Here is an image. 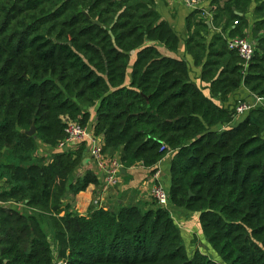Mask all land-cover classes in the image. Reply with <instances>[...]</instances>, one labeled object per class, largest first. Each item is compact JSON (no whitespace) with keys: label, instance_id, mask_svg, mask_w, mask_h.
Masks as SVG:
<instances>
[{"label":"trees","instance_id":"1","mask_svg":"<svg viewBox=\"0 0 264 264\" xmlns=\"http://www.w3.org/2000/svg\"><path fill=\"white\" fill-rule=\"evenodd\" d=\"M253 3L255 52L244 68L227 41L248 37ZM186 26L187 54L210 97L183 59L161 53L175 52L179 39L153 0H0V200L36 212L0 207V264H217L198 251L189 257L155 202L91 206L84 215L61 205L67 192L98 185L88 169L69 183L86 144L55 149L65 139L62 119L86 127L92 108L94 134L104 152L121 149L124 169L140 164L153 175L173 154L169 203L199 213L223 264H264V108L236 119L224 106L241 87L264 100V0H211ZM38 142L54 153L36 157Z\"/></svg>","mask_w":264,"mask_h":264},{"label":"crops","instance_id":"2","mask_svg":"<svg viewBox=\"0 0 264 264\" xmlns=\"http://www.w3.org/2000/svg\"><path fill=\"white\" fill-rule=\"evenodd\" d=\"M210 2L211 0L202 1L201 7L203 10L208 11ZM153 3L154 9L159 15L161 21L166 23L179 39V45L175 52L164 50L165 52L162 54L167 57L183 59L187 63L188 67L197 74L195 80L191 78L192 81L197 86L200 84L207 86L206 84L199 81L200 68L194 66L192 58L187 54L186 51V41L192 33V31L188 32L187 30L186 20L192 14V11L180 0H153ZM254 6V3L251 4L248 13L245 16L249 22L247 34L248 37L250 36L251 38L254 24L256 22L255 17L253 16ZM205 15V18H207V23L210 24V36L216 35L220 32V29H214L211 26V14L205 12ZM226 36L227 35L225 34V37ZM203 93L207 97L211 96L208 89L203 91ZM237 93L241 97H246L244 99L245 101L250 100V92L244 87H241ZM85 112L89 114L87 128L91 129L94 127L97 120L96 108L88 109ZM105 154L110 157L120 159L121 149L115 152L105 151ZM172 155L173 154L170 152L155 166L156 172L159 173L158 179L155 180L152 177L150 174V169L137 164L128 169H124L122 167L118 184L113 188L105 189L103 174L92 168V163L86 158V155L84 154V159L82 161L83 168H79L74 173L73 177H76L74 180L81 177L84 170L88 169L93 172L95 176H97L98 185H91L84 192H81L76 196H73L69 193L72 196V201L70 202L72 204H70V211L76 215H84L89 211L93 200L100 201V207L110 211H115L120 206L150 205L153 202L151 199V191L156 185H160L168 193L170 191V161ZM71 179L69 183L74 184L75 181H72ZM22 209H25L27 212L24 213L22 210V212H20L21 214L25 216H36V212L34 210L28 209L26 206H24ZM166 209L169 211L171 219L179 230L185 252L189 257L198 251L201 254L209 257L217 264H223L219 255L215 253V251L210 247L201 230L199 213L187 210L183 207H176L171 203L168 204Z\"/></svg>","mask_w":264,"mask_h":264},{"label":"built area","instance_id":"3","mask_svg":"<svg viewBox=\"0 0 264 264\" xmlns=\"http://www.w3.org/2000/svg\"><path fill=\"white\" fill-rule=\"evenodd\" d=\"M191 11L203 9L200 0H180ZM236 25V22H234ZM228 49L238 54L244 68L252 62L255 52L254 42L244 38H232L227 41ZM250 100L239 103L234 108V117L242 118L250 111L256 108H264V100L256 95L250 94ZM65 124V139L58 146V150H63L68 146L74 147L79 144H86L85 155L86 158L92 163V168L101 172L104 176V188H113L118 184L122 165L120 159L110 157L103 151L104 138L103 135L96 136L94 134V127L88 129L87 126L83 127L78 122L63 118ZM152 177L156 180L159 178V173L155 172ZM151 199L160 208H166L169 204V195L165 189L160 185H156L151 191ZM11 206L10 203L6 204L0 200V207ZM92 207H100V201L93 200Z\"/></svg>","mask_w":264,"mask_h":264},{"label":"rangeland","instance_id":"4","mask_svg":"<svg viewBox=\"0 0 264 264\" xmlns=\"http://www.w3.org/2000/svg\"><path fill=\"white\" fill-rule=\"evenodd\" d=\"M207 11V10H206ZM244 39H247V40H249V41H253V39L249 36L248 38H244ZM160 50H161V53H164L165 51L164 50H162V48H160ZM188 69H189V75H190V78H192L193 80H195L196 79V76H197V74L192 70V69H190L189 67H188ZM202 91H205L206 89H204L206 86H203L202 84H200L199 86H198ZM209 91V90H208ZM246 97H241L237 92L236 93H233V94H230L229 96H228V101H227V103L226 104H224V106L226 105V106H234V108L239 104V103H241V102H244ZM242 120V119H241ZM44 144H42L41 142L39 143H36L35 144V147H34V151H33V153L35 154V156L36 157H40V156H43L44 154L43 153H48V151L50 150V149H54V148H50V147H46L45 145L43 146ZM48 148H50V149H48ZM56 150H58V147H56L55 148ZM53 151V150H52ZM7 156H9L7 153H5L4 155H3V158H2V162H6V161H9L8 159H7ZM47 157H48V155H47ZM76 177H72V181L75 179ZM69 181H70V179H69ZM75 181V180H74ZM71 195L67 192L62 198H61V205H65V204H71L70 202L72 201L71 200ZM153 201V200H152ZM154 202V201H153ZM11 204V207L13 208V209H16V210H18L19 212H22V210H23V212L25 213V212H27L25 209H22V208H24V205L23 204H14V203H10ZM72 205V204H71ZM40 226H41V228H42V230L47 234V236L49 235V233H50V229H49V227H50V220H49V218L45 215L43 218H41L40 219ZM48 238H49V240L52 242V238H51V236L49 235L48 236ZM54 257H55V255H54ZM57 261L54 259V263H56ZM56 264H62L61 262H57Z\"/></svg>","mask_w":264,"mask_h":264},{"label":"water","instance_id":"5","mask_svg":"<svg viewBox=\"0 0 264 264\" xmlns=\"http://www.w3.org/2000/svg\"><path fill=\"white\" fill-rule=\"evenodd\" d=\"M235 15L241 16V14H239V13H235ZM206 25L208 26V28H210V24L209 23H206ZM34 134H35V128H34V126H31V128L26 132V135L28 137H34ZM48 153L51 154V153H54V152L49 150ZM83 164H85V163H83ZM189 196H191V194H189ZM47 241L49 243L50 250L55 255V260H57V258H56L57 255H56V253H54V245H53V243L49 240V238H47Z\"/></svg>","mask_w":264,"mask_h":264}]
</instances>
